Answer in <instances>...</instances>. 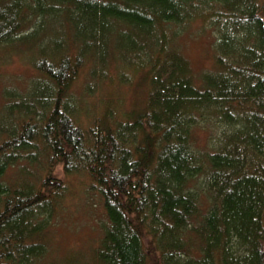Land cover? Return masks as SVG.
<instances>
[{
    "label": "trees",
    "instance_id": "16d2710c",
    "mask_svg": "<svg viewBox=\"0 0 264 264\" xmlns=\"http://www.w3.org/2000/svg\"><path fill=\"white\" fill-rule=\"evenodd\" d=\"M195 20L217 34L200 72L173 29ZM14 51L35 74L1 95L0 264L44 256L66 192L56 166L104 209L88 264H264V0H0V57ZM89 59L83 85L110 60L141 72L143 105L122 119L107 98L100 115L82 110L92 88L74 84Z\"/></svg>",
    "mask_w": 264,
    "mask_h": 264
},
{
    "label": "rangeland",
    "instance_id": "374dc122",
    "mask_svg": "<svg viewBox=\"0 0 264 264\" xmlns=\"http://www.w3.org/2000/svg\"><path fill=\"white\" fill-rule=\"evenodd\" d=\"M176 41L179 50L187 57L191 66L196 72L210 69L213 62V45L217 34L207 25L200 21H192L181 29L176 28ZM172 29V30H173ZM27 52L20 55L17 51L10 52L6 59L0 57V102L2 100L3 88L23 90L28 79L35 74L31 63L26 58ZM93 62L89 59L83 67L74 90L79 93L81 90H90L80 102L83 110L99 107L100 99L112 100L119 103L120 107L113 106L117 117L122 119L121 113L132 110L134 107L143 105L149 86L142 80V73L138 72L133 76L128 70L122 69L110 60L107 70L97 73L99 76L89 85H83L85 77L91 69ZM102 106L99 107L98 115L101 114ZM89 110V111H90ZM83 124L89 119L82 111L80 115ZM94 119H91V122ZM197 128L194 139L195 148H207L210 137L215 135V129ZM33 172L37 170L30 167ZM52 172L65 181L66 192L59 202L56 211L49 220L48 227L44 232V245L46 252L42 259L36 264H82L90 263L93 260V252L98 244L101 234L102 222H105L104 209L99 195L90 187L87 180L78 174H65L59 166L52 168ZM42 173H45V166L42 164ZM35 176V177H36ZM7 180H16L17 172L15 167L7 170ZM31 181H35L31 179ZM202 206L207 205L205 198L202 199Z\"/></svg>",
    "mask_w": 264,
    "mask_h": 264
}]
</instances>
